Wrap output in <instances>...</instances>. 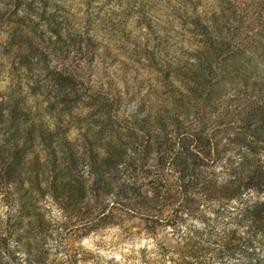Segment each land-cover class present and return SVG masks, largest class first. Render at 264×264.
Returning a JSON list of instances; mask_svg holds the SVG:
<instances>
[{
	"label": "trees",
	"instance_id": "trees-1",
	"mask_svg": "<svg viewBox=\"0 0 264 264\" xmlns=\"http://www.w3.org/2000/svg\"><path fill=\"white\" fill-rule=\"evenodd\" d=\"M126 225L264 264V0H0V264Z\"/></svg>",
	"mask_w": 264,
	"mask_h": 264
},
{
	"label": "rangeland",
	"instance_id": "rangeland-1",
	"mask_svg": "<svg viewBox=\"0 0 264 264\" xmlns=\"http://www.w3.org/2000/svg\"><path fill=\"white\" fill-rule=\"evenodd\" d=\"M48 214L56 219L61 216L50 205ZM87 229H63L60 249L74 255L78 259L76 264H157L155 242L143 230L127 225ZM64 252L57 256L61 257Z\"/></svg>",
	"mask_w": 264,
	"mask_h": 264
}]
</instances>
